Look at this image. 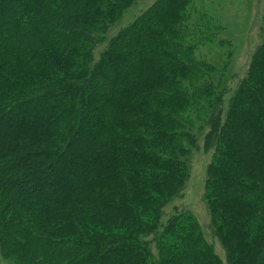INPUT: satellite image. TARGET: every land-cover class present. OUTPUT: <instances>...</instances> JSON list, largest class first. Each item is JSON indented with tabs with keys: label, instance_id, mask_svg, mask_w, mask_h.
<instances>
[{
	"label": "trees",
	"instance_id": "trees-1",
	"mask_svg": "<svg viewBox=\"0 0 264 264\" xmlns=\"http://www.w3.org/2000/svg\"><path fill=\"white\" fill-rule=\"evenodd\" d=\"M133 1L0 0V257L223 264L188 211L160 220L197 124L226 264H264V16L223 115L215 65L197 54L219 29L193 19L192 0L155 1L93 62Z\"/></svg>",
	"mask_w": 264,
	"mask_h": 264
},
{
	"label": "rangeland",
	"instance_id": "rangeland-1",
	"mask_svg": "<svg viewBox=\"0 0 264 264\" xmlns=\"http://www.w3.org/2000/svg\"><path fill=\"white\" fill-rule=\"evenodd\" d=\"M155 1L157 0H134L121 17L109 26L101 42L96 45L93 50V62L98 60L111 38L132 23ZM189 12L193 19L204 16L212 20L219 29L214 41L198 49L197 54L204 61L215 65L217 75L214 83L218 86L219 92L224 94L222 111L224 115L226 102L245 77L252 55L260 44L264 0H192ZM205 130L202 126L194 125L195 145L187 158L188 175L183 191L179 197L164 207L160 220L164 223L172 214L188 211L197 221L203 238L212 247L214 254L226 264L225 252L213 234L204 200L206 169L210 161V151L203 147ZM0 264L12 263L0 257Z\"/></svg>",
	"mask_w": 264,
	"mask_h": 264
}]
</instances>
